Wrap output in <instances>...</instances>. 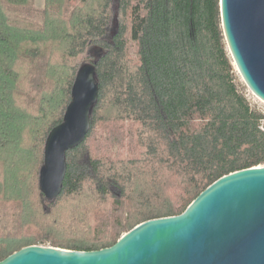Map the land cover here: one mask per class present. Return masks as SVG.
<instances>
[{"label":"trees","instance_id":"1","mask_svg":"<svg viewBox=\"0 0 264 264\" xmlns=\"http://www.w3.org/2000/svg\"><path fill=\"white\" fill-rule=\"evenodd\" d=\"M71 1L0 0V261L31 245L109 248L264 166V114L239 89L219 0ZM100 54L89 132L49 201L46 138Z\"/></svg>","mask_w":264,"mask_h":264},{"label":"water","instance_id":"2","mask_svg":"<svg viewBox=\"0 0 264 264\" xmlns=\"http://www.w3.org/2000/svg\"><path fill=\"white\" fill-rule=\"evenodd\" d=\"M219 1L233 65L249 91L264 102V0ZM100 57L79 67L62 121L46 138L38 185L49 201L61 193L67 151L89 132L98 101L95 65ZM0 264H264V166L219 178L183 213L142 222L109 248L82 252L31 245Z\"/></svg>","mask_w":264,"mask_h":264},{"label":"rangeland","instance_id":"3","mask_svg":"<svg viewBox=\"0 0 264 264\" xmlns=\"http://www.w3.org/2000/svg\"><path fill=\"white\" fill-rule=\"evenodd\" d=\"M43 3L44 0H35L34 2V10L35 11H41V9H43ZM77 3V0H72L71 1V5H75ZM233 65V62H232ZM233 69H234V74L237 78V83L239 85V89L240 91L245 95V97L247 98L251 108L261 114H264V102L260 101L259 99H257L250 91L249 89L245 86L244 82L242 81L240 75L238 74L237 70L235 69L234 65H233ZM48 246V245H46Z\"/></svg>","mask_w":264,"mask_h":264}]
</instances>
